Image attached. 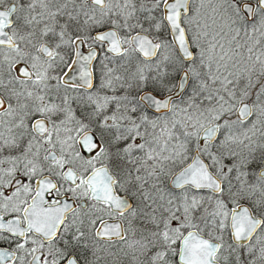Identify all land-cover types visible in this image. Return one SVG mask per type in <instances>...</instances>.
Returning <instances> with one entry per match:
<instances>
[{"label": "snow or ice", "instance_id": "snow-or-ice-1", "mask_svg": "<svg viewBox=\"0 0 264 264\" xmlns=\"http://www.w3.org/2000/svg\"><path fill=\"white\" fill-rule=\"evenodd\" d=\"M0 264H264V0H0Z\"/></svg>", "mask_w": 264, "mask_h": 264}]
</instances>
